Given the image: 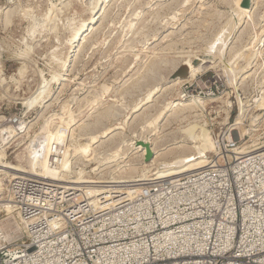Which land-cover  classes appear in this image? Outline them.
Returning a JSON list of instances; mask_svg holds the SVG:
<instances>
[{"label": "rangeland", "instance_id": "374dc122", "mask_svg": "<svg viewBox=\"0 0 264 264\" xmlns=\"http://www.w3.org/2000/svg\"><path fill=\"white\" fill-rule=\"evenodd\" d=\"M238 1L0 0V128L12 136L7 141L3 136L7 143L0 145V158L21 164L25 170L17 175L28 174L24 171L31 163L24 147L43 136L39 132L47 121L70 112L76 139L115 127L68 168L71 177L82 171L84 179L118 180L104 186L149 180L144 171L154 168L146 166L154 156L156 164L168 163L183 150L195 154L194 161L219 149L224 157L234 156L229 147L224 151L229 140L241 150L238 154L263 149L264 0H251L234 25ZM95 14L99 18L89 35L73 45L72 63L60 77L64 80L50 81L61 70L75 29ZM182 65L187 76L172 79ZM37 91H43L41 97L50 94L39 103L41 97L33 99ZM176 98L184 108L166 114ZM55 130L64 132L60 145L66 147L70 128ZM141 143L159 152L145 160L134 149ZM180 143L184 147L175 148ZM195 147L206 149L199 153ZM82 184L103 187L102 182Z\"/></svg>", "mask_w": 264, "mask_h": 264}, {"label": "built area", "instance_id": "2783aa9c", "mask_svg": "<svg viewBox=\"0 0 264 264\" xmlns=\"http://www.w3.org/2000/svg\"><path fill=\"white\" fill-rule=\"evenodd\" d=\"M50 146L58 167L64 145ZM227 147L200 170L121 188L0 171V264H264V148Z\"/></svg>", "mask_w": 264, "mask_h": 264}, {"label": "bare ground", "instance_id": "6f19581e", "mask_svg": "<svg viewBox=\"0 0 264 264\" xmlns=\"http://www.w3.org/2000/svg\"><path fill=\"white\" fill-rule=\"evenodd\" d=\"M240 1L241 0H239L238 1V6H237V8L235 9V18H234V21H233V23H234V25H237V24H239L240 23V21L242 20V18L247 14L246 12H247V9L248 8H243V7H240ZM98 15H92L85 23H83L82 24V26H80V27H78V29H75V30H72V31H75V33L71 36L70 34V36H71V38H70V42L68 41V44L69 43H71V48L69 49V52H68V54H67V56H66V58L61 62L62 63V65H60V67H61V70L58 72V73H55L54 75H52V78H51V80L50 81H52V80H55V81H59L61 78V75H63L66 71H67V66H69L70 65V63H72L71 61V59H72V56H73V52H74V50H75V46H73L74 45V43L76 42L77 44H79V42L85 37V36H87V35H89V33H90V31H91V26L95 23V20L96 19H98V18H96ZM89 28H90V30H89ZM93 28H94V26H93ZM233 30H234V28H233ZM89 31V32H88ZM230 31L228 30V32L226 33V34H228ZM233 32V31H232ZM69 36V37H70ZM225 36L226 35H224V37L223 38H225ZM229 36H230V33H229ZM218 39V38H217ZM226 39H227V37H226ZM84 40V39H83ZM221 40V39H220ZM225 43H226V41H225V39H222ZM222 41V42H223ZM82 42V41H81ZM223 42V43H224ZM221 43V42H220ZM223 43H221V44H223ZM224 43V44H225ZM220 44V45H221ZM214 46H216V45H214ZM218 48V47H217ZM68 49V48H67ZM77 51V50H76ZM64 58V57H63ZM58 61V60H57ZM59 62V61H58ZM59 70V69H58ZM191 70V69H190ZM61 80H64V79H61ZM184 80V79H183ZM183 80H181V78L180 79H178L175 83H179V82H181V81H183ZM45 86H43L42 88H44ZM42 88H40V90H42ZM44 91V90H43ZM43 91L42 92H40V91H37L38 93V96H36V98L34 97L33 99H35V100H37L38 98H40L41 97V95H42V93H43ZM155 91H153V93H154ZM36 93V92H35ZM152 93V92H151ZM48 94H50V93H47L46 94V96H44V97H41L40 98V100H39V103H42V101L48 96ZM34 100V101H35ZM192 100V99H191ZM177 101V102H176ZM29 102V101H28ZM26 103V102H25ZM198 103V102H197ZM29 104V103H28ZM185 105V104H184ZM168 106V105H167ZM172 106H174V107H172ZM181 107H183V102H182V100L181 99H179V98H176V99H174L171 103H170V105H169V108L167 109V112H166V114L170 111V113L173 111V113H175L174 111L175 110H178V109H180ZM166 108V107H165ZM184 108V107H183ZM182 108V109H183ZM77 110H79L78 108H77ZM134 110H136V109H134ZM61 111V110H60ZM178 111H180V110H178ZM177 112V111H176ZM161 114V113H160ZM175 115V114H174ZM177 115V114H176ZM160 116V115H159ZM158 116V117H159ZM225 117H227V116H225ZM239 118V117H238ZM62 125H65V126H67V128L69 127L70 128V133L68 134V136H67V142L65 143V145H66V150L63 152V156H62V162H61V164L58 166V167H54L55 169H50V167L48 168V166L49 165H46V158H49V156L51 155V152H50V150H51V146H50V148L48 147V143L49 142H56L57 144H60L61 142H62V140H63V133H61V132H59V131H56L55 129H56V127L57 126H60V127H62ZM75 125V118L73 117V114L70 112L69 114H67V117H65V118H63V117H57V118H55L54 117V119H52V120H50V121H47L46 123H45V126L43 127V129H42V131L41 132H39V133H41V134H43V136H41L40 138H43V140H44V143H41L42 144V146H41V149H42V152L44 153V155H43V157L41 158V159H34V158H31L30 156H28V155H30V153H28L29 152V150H30V148H29V145L30 144H28V145H26L25 147H24V149H23V152L25 153V154H27V157H29L28 159H29V162L31 163L28 167H29V170L28 171H24V172H28V174H26V175H29V173L30 172H32V173H34V175L35 176H41V177H44V178H47V179H49V180H57V181H59V182H65V183H67V184H72V185H75V184H82V183H100V182H102V184H101V186L103 185V182H110V184L111 183H114V182H117L118 180H116V179H113V180H109V181H93V180H91V179H84L83 178V173H85V172H82V171H78L79 172V175L77 176V177H73V175H72V177L70 176V174L73 172V171H71V170H69L68 168H69V165H70V163H71V161L74 159V158H76V157H78V156H80V154H85V153H88V152H90V151H93L94 150V144L95 143H98V141L99 140H101L100 138H106V137H108L109 138V134H111V132H113V130H114V128L115 127H109L108 129L106 128L105 130H103L100 134H96V135H91V136H89V137H85V138H81V139H76L75 138V136H74V132H73V126ZM51 126H52V128H51ZM117 128V127H116ZM119 128V127H118ZM4 130V129H3ZM12 130V129H11ZM56 131V132H55ZM60 131H62V129L60 130ZM69 131V130H68ZM75 131V130H74ZM55 132V133H54ZM12 133V132H11ZM19 132H17V133H15L16 135L18 134ZM14 134V135H15ZM40 134V135H41ZM39 135V136H40ZM77 137H78V135H77ZM110 137H111V135H110ZM112 138V137H111ZM115 138V137H114ZM113 138V139H114ZM143 138V137H142ZM141 138V139H142ZM205 138V137H204ZM207 138H209V137H207ZM206 139V138H205ZM111 140V139H110ZM145 140H147L146 138H145ZM149 140V139H148ZM147 140V141H148ZM211 140V139H210ZM108 141V140H107ZM135 141H136V139H135ZM144 141V140H143ZM153 141H155V140H153ZM109 142V141H108ZM110 142H112V141H110ZM115 142V141H114ZM114 142H112V144L114 143ZM134 142V141H133ZM141 142V141H140ZM149 143H151L150 141H148ZM204 142V141H203ZM100 143V142H99ZM102 143V142H101ZM106 143V142H105ZM132 143V142H131ZM137 143V142H136ZM135 143V144H136ZM143 143V142H142ZM141 143V144H142ZM138 144V143H137ZM206 144V143H205ZM98 145H100V144H98ZM103 145V144H102ZM108 145H110V144H108ZM107 145V146H108ZM130 145V144H129ZM143 145V144H142ZM152 145H153V143H152ZM197 145V144H196ZM209 145H210V143H209ZM97 146V145H96ZM104 146H105V144H104ZM131 146H132V144H131ZM182 146L183 145H181V143H180V145H176V147L175 148H182ZM193 147L195 146V145H192ZM106 147V146H105ZM109 147V146H108ZM107 147V148H108ZM173 147V146H172ZM184 147V146H183ZM191 147V146H190ZM202 147V146H201ZM212 147V146H211ZM174 148V147H173ZM187 148V147H186ZM196 148V152H199V153H202V150H205L204 148L200 151L199 150V148L200 147H195ZM244 148V147H243ZM247 148V147H246ZM248 148H252V149H255L256 147H255V145L254 146H249ZM133 149V148H132ZM134 149H136V151L135 152H141V155H145V153H146V148H145V146L143 145V146H135V148ZM150 149H151V152H152V156L154 155V153H158L159 151H156V150H154V148H152V147H150ZM171 149V148H170ZM163 150V149H162ZM96 151V150H95ZM119 151V150H118ZM117 150L115 151V152H118ZM175 151V150H174ZM180 151H181V149H180ZM187 151H190V149H188V150H186V152ZM209 151V150H208ZM249 151V150H248ZM257 151V150H256ZM163 152V151H162ZM179 152V151H178ZM192 152V151H191ZM204 152V151H203ZM206 152H207V150H206ZM205 153V152H204ZM207 153H209V152H207ZM206 153V154H207ZM125 153H123V155H124ZM134 154V153H133ZM177 154V153H176ZM116 155V154H115ZM157 155V154H156ZM193 155H195V154H193ZM193 155H187V154H185V152H184V150L183 151H181L180 152V154L178 153V155H174V157L172 158V159H170V161L167 163V161L165 162V163H157L156 164V159H157V156L155 157L154 156V158H152V156H151V158H152V160L150 161L149 160V162H147V163H149V164H145L147 167H151L152 165H155L154 166V168L153 169H146V171H144V172H146V174H145V177L146 178H153V179H158V178H164V177H177V176H179L180 174H183V173H187V172H189V171H192V170H195L196 168H199V167H203V166H206L205 164H206V160H208L207 159V155H199L198 157H201L200 159H197V161L195 160L194 161V159L197 157H195V158H193L194 156ZM128 156V155H127ZM127 156H126V158H127ZM124 157V156H123ZM125 158V159H126ZM144 158V157H143ZM150 158V159H151ZM193 158V161L192 162H190L191 161V159ZM22 159V158H21ZM50 159V158H49ZM79 159V158H78ZM107 159V158H106ZM131 159V158H130ZM20 160V159H19ZM77 160V159H76ZM113 160V159H112ZM161 161V160H160ZM164 161V160H163ZM109 162V161H108ZM128 163H130V162H128ZM183 163H186V165H182ZM131 164V163H130ZM178 164H180V166L181 167H178L179 165ZM124 165V164H123ZM127 164H125L124 166H126ZM176 166V165H178V166H176V167H173V168H171L170 166ZM21 164H17V165H11L10 163H8V162H5V160L3 161V158H0V171H2V172H4V173H9V175L10 176H13V177H16V176H14V175H17V173L20 171L21 172V170H25V169H22L21 167H23V166H21ZM71 166V165H70ZM123 166V167H124ZM30 167H31V169H30ZM168 167H170V169H167ZM24 168V167H23ZM119 168V167H118ZM121 168V167H120ZM72 169V168H71ZM122 170V169H121ZM121 170H119V171H121ZM197 170V169H196ZM77 172V173H78ZM23 173V172H22ZM18 174H21V173H18ZM24 175H25V173H23ZM31 175V174H30ZM158 175V176H157ZM115 177V176H114ZM119 179V178H118ZM121 181V180H120ZM108 184V183H107ZM107 184H105V186H109V184L107 185ZM100 185V184H99ZM93 186H95V184L93 185ZM104 186V185H103ZM94 188V187H93ZM94 190V189H93ZM92 192V191H91ZM95 199V198H94ZM102 206V205H101ZM100 206V207H101Z\"/></svg>", "mask_w": 264, "mask_h": 264}, {"label": "water", "instance_id": "95a60500", "mask_svg": "<svg viewBox=\"0 0 264 264\" xmlns=\"http://www.w3.org/2000/svg\"><path fill=\"white\" fill-rule=\"evenodd\" d=\"M250 6H251V0H241L240 1V7L249 8ZM187 73H188V71H187L186 66H184V65L179 66V68L172 75V79L175 78V77H186ZM144 146L146 148V153L144 155V159L145 160H149L151 158V156H152L150 145L149 144H144Z\"/></svg>", "mask_w": 264, "mask_h": 264}]
</instances>
